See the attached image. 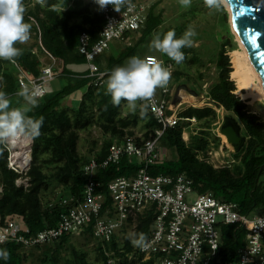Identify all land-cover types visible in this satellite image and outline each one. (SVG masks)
I'll use <instances>...</instances> for the list:
<instances>
[{"label":"trees","instance_id":"16d2710c","mask_svg":"<svg viewBox=\"0 0 264 264\" xmlns=\"http://www.w3.org/2000/svg\"><path fill=\"white\" fill-rule=\"evenodd\" d=\"M134 1V0H132ZM199 0H192V4L185 11L182 18L194 15ZM27 7L25 21L37 28L36 51L31 47L17 44L23 50V54L16 58V62L28 73L37 76L45 65L43 58L51 56L59 67L56 71L65 79V84L52 96L38 99V106L28 113L34 118L43 117L41 135L32 139L31 165L28 171L30 187L27 190L18 188L14 184L15 173L7 168V153L0 145V223L6 216L19 215L22 217L26 235H34L46 228L55 227L60 215L70 207L77 205L82 200L83 190L87 183V177L82 173V165L89 158L84 159L78 151L79 132L90 127L94 122L104 134L116 137H124V130L129 123L119 116L121 104L114 106L111 97L106 94V87L95 88L91 78L85 77L87 70L71 69L68 65L85 64V58L78 53V36L86 31L90 35V42L98 39L99 31L103 25V18L99 11L90 13L88 6L81 7L80 0H46V5L41 6L37 0H24ZM159 3H153L147 11L144 27L136 32H127L124 39H120L125 45L115 56H109L105 70H112L116 66H123L127 59L133 55L138 56V45L153 35L162 24L160 12L155 8ZM63 7L65 10L59 13L53 10ZM222 9V8H221ZM188 14V15H187ZM223 14L224 11H223ZM80 17L81 22L73 23L72 19ZM187 20V19H186ZM227 26V25H226ZM188 28L187 21L172 26L162 32L175 30L179 38ZM219 35L225 38L220 41V46L215 52L210 63L216 70V79L208 85L206 97L214 108H222L229 113L239 130H243L242 145L236 154H240L238 162L232 166L214 168L212 165L199 161L198 154H204L211 148L206 133L199 136L190 135L189 142L183 139L184 129L190 125L185 119L195 118L204 121L215 116L211 107L186 108L179 113L183 118L173 127L166 129L160 140H163L162 148L169 151L170 157L161 158V164L150 168L152 175L177 176L185 175L192 182V190L196 195H211L219 202H232L238 205V211L244 215H254L256 211L264 214V181L260 177L264 170V122L252 113L244 101L236 94L234 82L230 79L231 65L226 55V48L230 51L234 48L230 45V34ZM133 33H140L135 43L125 41ZM186 60L183 63L197 65L201 62L200 54L196 47L184 48ZM159 59L167 64H175L165 54L159 53ZM145 56H148L146 54ZM144 56V57H145ZM154 56V55H153ZM178 72H175V74ZM180 73V72H179ZM201 79V75L198 74ZM0 91L8 94L12 107H23L25 103H19L17 98L18 87L15 78V70L10 61L0 60ZM82 92L81 99L76 106L61 107V103L73 93ZM197 92V91H195ZM199 93V92H198ZM200 95V94H198ZM96 119L94 120V116ZM157 121L148 115L145 123V132L142 139L152 138L154 129L158 128ZM132 133H130L131 135ZM138 139V138H137ZM159 140V141H160ZM138 142L141 139L136 140ZM109 141L102 144L95 157H103L106 154ZM216 146V143L213 144ZM49 154L50 161L54 165V173L49 178L41 169L39 159L42 154ZM167 154V155H168ZM140 167V160L136 158L121 157L117 164L109 165L104 169L95 171L93 180L99 184L97 193L103 195V215L106 210H111V200L107 193V183L116 177H131ZM56 181L64 188V193L55 202L42 203L41 195L47 190L50 182ZM67 199V204L62 200ZM155 216V205L149 206L138 215L136 226L132 229L128 220L109 242H103L92 235V226L81 229L76 233H68L60 239L43 245L25 247L17 242H6L0 245L9 253L7 260L0 259V264H26L28 259L35 257L38 264H60L61 258L69 249L76 264H90L85 255L78 253L69 240L73 236H86L96 241L97 258L99 264H107L108 259H113L116 264H154L153 260L141 261L137 256L138 247H134L129 237L132 234L145 233L148 236ZM220 247L212 264H227L233 261L238 250L244 244V233L234 226L226 225L219 228ZM131 256V259L128 257Z\"/></svg>","mask_w":264,"mask_h":264},{"label":"built area","instance_id":"2783aa9c","mask_svg":"<svg viewBox=\"0 0 264 264\" xmlns=\"http://www.w3.org/2000/svg\"><path fill=\"white\" fill-rule=\"evenodd\" d=\"M91 1L99 8L94 0ZM132 3L134 8H123L120 13L110 5L102 11L99 9L103 25L95 42H90V35L86 31L78 36L77 50L85 58L88 68L85 77L91 78L95 88L106 87L111 72L93 63L95 57L107 50L112 40L124 39L127 32L139 31L145 25L147 7L135 1ZM48 58L50 63L43 66L37 76L28 73L19 63L10 62L15 70L18 91L22 85L29 88L35 85L43 92L38 99L46 95L47 82L58 76L55 60L49 55ZM161 94L160 98L154 96L148 110L159 125L154 129L152 138H141L138 142L136 137L126 135L120 143H110L103 157H90L82 165V173L87 177L82 200L61 214L55 227L28 236L21 216H6L0 223V245L6 242H17L25 247L48 244L68 233L78 234L91 223L93 237L109 242L128 220L134 229L138 215L153 204L155 216L147 236L148 246L143 250L137 249L141 261L151 259L154 264H212L221 243L219 228L230 225L244 233V244L236 258L227 264H264V214L244 215L239 213L236 203L219 202L209 194L196 195L191 180L183 174L165 176L150 173L151 167L162 162L158 144L160 138L166 129L175 127L181 120V111L178 110L182 100L171 106L166 98L172 94L169 84L166 89H161ZM185 120L193 123L195 118ZM31 145L30 141L28 157L22 159H18L19 148L13 144L2 145L7 153V168L15 173L14 184L24 190L30 187ZM221 153V147L208 149L204 154H198V159L214 168L223 167L225 165L214 164V158ZM123 156L140 160V167L131 177H116L107 183L111 210H106L102 215L103 195L96 192L99 184L93 180L95 171L117 164ZM67 202V199L62 200L64 205ZM107 264L116 262L108 259Z\"/></svg>","mask_w":264,"mask_h":264},{"label":"rangeland","instance_id":"374dc122","mask_svg":"<svg viewBox=\"0 0 264 264\" xmlns=\"http://www.w3.org/2000/svg\"><path fill=\"white\" fill-rule=\"evenodd\" d=\"M137 3L144 4L146 8V13L148 11V8L155 2H158L159 4L155 8L156 13L160 12L162 24L158 27L156 32H162L172 26L179 25L180 23L187 21L188 27L191 25L196 35L193 37L194 40V47H196L197 51L200 54L201 62H199L197 65H191L187 63H182L179 65L171 64L172 66V76L169 81V87L173 94H175L176 90L180 86H185L189 90H193L194 92L197 91V94H200L203 99L202 100H192V97H188L186 94H184V100L181 101V106L178 111H182L185 108H204V107H211L214 112L215 116L211 118H207L204 121H198L195 120L193 123H190V125L184 129L183 133V139L186 143L189 142L190 135L199 136V133H206L209 138V143L211 144L210 149H218L221 147L222 153L217 155L214 160V164L216 165H227L232 166L235 165L238 162L239 153L236 154L234 148L232 145L227 143L226 137L221 134V128L224 123V119L226 117H229V113L224 111L222 108H214L211 104H205L204 102H207L208 99L206 97L207 88L210 83H212L216 79V70L214 68V65L210 63V59L214 58L215 52L218 50L220 46V41H222L225 37H219L220 33L224 34L226 33V28L229 30V36H230V45L234 49H237L239 46V43L237 42L236 36L234 34V28L231 25L230 16H229V10L227 6L224 4L222 9L219 11H210L207 7L204 5V0H199L198 4L196 5L195 14L186 16L187 18H182L181 15L187 10L185 8V11L179 8V4L177 3V0H134ZM81 7L88 6V9L90 13H94L99 11V8L91 1V0H80ZM223 11L225 14H223ZM187 19V20H186ZM81 22V19L79 16L77 18L72 19L73 23H79ZM32 28H31V38L30 40L25 43L21 44L25 47H31L32 50L36 51V41L38 37H35L37 35L38 31L33 25L32 22ZM227 25V26H226ZM140 37V33H133L129 38H127L125 41L130 40V42L135 43L138 38ZM153 35L148 36L143 43H140L138 45V56L143 58L146 54L148 55H154L156 57H159V52L157 51H150L149 50V44L152 40ZM125 44L122 41L119 40H112L109 43V47L107 50H105L102 54L95 57L93 60V63H95L100 69H103L107 66L108 58L109 56H115L118 51L124 46ZM233 49V50H234ZM231 50V51H233ZM230 47L226 48V55L229 58L230 63ZM49 58L45 57L43 60L47 63ZM164 66L167 67V63L163 62ZM231 65V63H230ZM59 67V64L57 63L55 65V68ZM71 69H80L85 70L87 69V64L83 63L80 65H68ZM232 70V68H231ZM175 72H178L174 75ZM180 72V73H179ZM198 74L201 75V79L198 78ZM230 76V75H229ZM232 80V79H231ZM233 81V80H232ZM65 79L61 76L55 77L53 80L47 82L45 86L46 96L50 97L55 92H57L64 84ZM234 82V81H233ZM234 85L236 87L235 94L246 103L248 106V109L256 114L260 121L264 122V99H260L254 102H250V99L243 96L244 90L239 89L235 82ZM199 92V93H198ZM155 96L162 97L161 89H157ZM188 99V100H187ZM19 103L24 104L25 101L22 97L17 98ZM68 102V101H67ZM69 103V102H68ZM70 104V103H69ZM76 106V102L73 104ZM68 107L70 105L67 104ZM61 107H66V100H64L61 103ZM148 115L145 118H141L139 115V109H137L136 113H132L131 109L128 108L127 102L122 101L121 102V109L119 116L123 119H126L129 123L128 128L125 130V133H127V136L132 137H139L142 136V134L145 132V123L148 120ZM94 120L96 119L95 115L93 116ZM129 133H132L131 135H128ZM243 130L240 129L239 135L242 136ZM112 138V139H111ZM122 138V137H112L108 134H104L99 127H97L96 123L92 124L87 129H84L79 132V140H78V151L79 154L84 159H90V157L94 156L97 151L100 149L102 144L106 141H113L114 139ZM32 144V139L30 140ZM163 140L161 139L159 141V148L161 152V158H164L165 154L169 153V151H165L162 146ZM216 143V146L214 147L213 144ZM238 152V151H237ZM28 153V152H27ZM27 153L23 155V157L27 156ZM166 154V157H170V155ZM40 167L42 171L49 176V178L54 173V165L50 161L49 154L45 153L40 156L39 159ZM260 181H264V174L261 175ZM2 188L0 186V194H1ZM64 193V188L61 184H58L56 181L50 182L49 186L47 187L46 191H43L41 195L42 203L46 202H55L58 200V198L61 196V194ZM256 215L259 214L258 211L255 213ZM221 227V226H220ZM69 243L73 246V248L78 252L85 255L87 261L90 264H99L98 258H97V250H96V241L93 238L86 237V236H73ZM64 256L61 258L60 264H76L74 261L72 255L70 254L69 249L66 250ZM138 256V255H137ZM26 264H38V261L35 259V257H30Z\"/></svg>","mask_w":264,"mask_h":264},{"label":"clouds","instance_id":"9594fccd","mask_svg":"<svg viewBox=\"0 0 264 264\" xmlns=\"http://www.w3.org/2000/svg\"><path fill=\"white\" fill-rule=\"evenodd\" d=\"M102 11L107 6L120 13L123 8H134L132 0H94ZM225 0H204V5L210 11H219L224 6ZM42 7L46 0H37ZM180 5L189 8L192 0H179ZM53 10L59 13L65 10L64 6ZM27 7L24 0H0V60L16 63V58L23 54V50L16 45L25 44L31 38L32 25L25 21ZM196 35L194 28L189 25L185 32L177 38L175 30L166 33L154 32L149 44L150 51L165 54L177 65L186 60L182 49L194 45L193 37ZM171 65L164 66L163 62L155 56L133 55L127 59L123 66H116L108 74L106 81V94L111 97V103L119 106L122 101L132 113L139 109L141 118L148 114L151 101L157 89H166L172 76ZM17 95L25 101L23 107H12L8 94L0 91V145L15 144L21 138L35 139L41 135L43 117L34 118L28 113L38 106V98L43 95L39 86L29 88L22 85ZM129 239L134 247L142 250L148 246L145 233L132 234ZM9 253L0 249V259L7 260Z\"/></svg>","mask_w":264,"mask_h":264},{"label":"water","instance_id":"95a60500","mask_svg":"<svg viewBox=\"0 0 264 264\" xmlns=\"http://www.w3.org/2000/svg\"><path fill=\"white\" fill-rule=\"evenodd\" d=\"M229 10L231 25L240 37L248 57L264 85V0H225ZM184 94L192 100H202L203 97L185 86L177 88L174 102L184 100ZM205 104H210L208 101ZM239 127L230 117L224 119L221 134L226 137L227 143L238 151L243 139L239 135ZM264 170V165L260 167Z\"/></svg>","mask_w":264,"mask_h":264},{"label":"bare ground","instance_id":"6f19581e","mask_svg":"<svg viewBox=\"0 0 264 264\" xmlns=\"http://www.w3.org/2000/svg\"><path fill=\"white\" fill-rule=\"evenodd\" d=\"M234 34L236 36L237 42L239 43V46L237 49H234L230 52V63L232 68L230 72V79L235 82L236 86L239 89L244 90L243 96L250 99V102L264 99V85H262L248 57V53L245 49V46L235 30ZM29 143V138H21L16 141L15 144H13L17 148H19L18 159L28 157L27 152ZM26 153L27 156L23 157V155Z\"/></svg>","mask_w":264,"mask_h":264},{"label":"crops","instance_id":"0c3cea01","mask_svg":"<svg viewBox=\"0 0 264 264\" xmlns=\"http://www.w3.org/2000/svg\"><path fill=\"white\" fill-rule=\"evenodd\" d=\"M48 62L46 63L45 61H44V63H45V65H47V64H49L50 63V59H48L47 60ZM86 63V62H85ZM57 64V63H56ZM55 64V65H56ZM44 65V66H45ZM104 69V68H103ZM87 70V72H88V68L86 69ZM87 74V73H86ZM59 76V75H58ZM104 88V87H103ZM81 95H82V92H80V91H77V92H75V93H73L72 95H70L69 97H67L65 100H66V107H68L67 106V104L68 105H70V107L76 102V104H78V102H79V100L81 99ZM166 98H168L169 99V101H170V104H171V106H174L175 105V102H174V94H173V96H172V94L171 95H168ZM42 99V98H41ZM70 103H68V102ZM177 103V102H176ZM186 109V108H185ZM184 110V109H183ZM182 110V111H183ZM181 111V112H182ZM168 112H170V111H168ZM181 119H183V118H181ZM196 120V119H195ZM126 130V129H125ZM125 130H124V132H125ZM128 133V132H127ZM127 133H125V136L127 135ZM128 135H130V133L128 134ZM113 138L114 137H116V136H112ZM136 138H138V139H141L142 138V136H139V137H136ZM112 139V138H111ZM122 139H123V137L122 138H117V139H114L113 141H110V143H112V142H118V143H120L121 141H122Z\"/></svg>","mask_w":264,"mask_h":264}]
</instances>
